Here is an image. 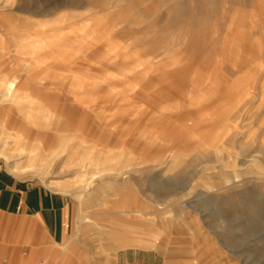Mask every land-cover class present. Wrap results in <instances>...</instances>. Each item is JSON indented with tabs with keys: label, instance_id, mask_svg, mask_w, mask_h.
<instances>
[{
	"label": "rangeland",
	"instance_id": "rangeland-1",
	"mask_svg": "<svg viewBox=\"0 0 264 264\" xmlns=\"http://www.w3.org/2000/svg\"><path fill=\"white\" fill-rule=\"evenodd\" d=\"M92 4L0 0V167L60 206L0 212V264H264V0Z\"/></svg>",
	"mask_w": 264,
	"mask_h": 264
},
{
	"label": "crops",
	"instance_id": "crops-1",
	"mask_svg": "<svg viewBox=\"0 0 264 264\" xmlns=\"http://www.w3.org/2000/svg\"><path fill=\"white\" fill-rule=\"evenodd\" d=\"M1 64L3 65V63L0 62V67L2 68L3 66H1ZM7 81L2 83L1 90L3 93L5 85L4 83ZM11 181H13L16 186L15 184L11 185ZM2 211L9 214L19 213L20 215L25 216V218L30 219L35 224L37 230L41 231L42 233L45 231L46 234L49 235L51 219L54 216H58V213L60 212V206H51L49 191H44L39 187L35 188L34 185L27 183L26 180L14 179L6 170L3 171L0 167V212ZM103 226L104 228H100L101 231L108 233H112V231H114L113 226ZM148 234V231H142L136 237H125L116 240L113 239L111 242L110 251L106 250L104 258H101L103 261L102 264H114L113 256L115 255L116 250L125 248L131 244L136 246H154L155 239H147L146 236H148ZM152 234L153 237L156 238L158 235H160V232L155 231L154 233L152 232ZM189 234L193 235L191 230H189ZM63 235H65V231L62 228L61 236ZM163 244L164 249L162 250V253L165 250L164 252L166 254H164V257L167 258V260L177 254V250L169 251V248L165 249V247H170V245H168L170 244L168 239L164 240ZM31 258L32 257H29V259ZM57 264H61L60 257Z\"/></svg>",
	"mask_w": 264,
	"mask_h": 264
},
{
	"label": "bare ground",
	"instance_id": "bare-ground-1",
	"mask_svg": "<svg viewBox=\"0 0 264 264\" xmlns=\"http://www.w3.org/2000/svg\"><path fill=\"white\" fill-rule=\"evenodd\" d=\"M106 3H107V0H93V4H92L93 8L92 9H97V8L99 9L100 7H104L106 5ZM134 4H135V2L133 4L129 3L130 9H132L133 11H134V9H136ZM133 14L135 16L140 15V17L143 20H145V18L147 17V14H148V9H142L140 11L138 10V11L133 12ZM143 20H141V22ZM95 22H96L95 17L92 14L85 16L83 18L81 25H80V27H81L80 29H81V31H83L84 36H86V37L89 36V37H93V38L108 37V36L112 37V36H115L118 32H120L119 30L115 31L114 26L111 27L108 20L102 21L99 24H96ZM115 23H116V21L114 22V24ZM88 28H90V30H88ZM18 82H19V80L17 77H14V78L8 80L7 82H5L4 83L5 84L4 85V94L7 91L9 92V91L14 90L16 88Z\"/></svg>",
	"mask_w": 264,
	"mask_h": 264
},
{
	"label": "built area",
	"instance_id": "built-area-1",
	"mask_svg": "<svg viewBox=\"0 0 264 264\" xmlns=\"http://www.w3.org/2000/svg\"><path fill=\"white\" fill-rule=\"evenodd\" d=\"M36 264H43L42 262H37Z\"/></svg>",
	"mask_w": 264,
	"mask_h": 264
}]
</instances>
